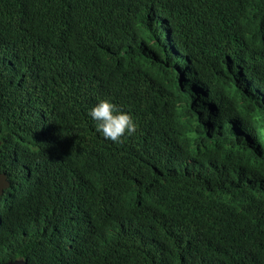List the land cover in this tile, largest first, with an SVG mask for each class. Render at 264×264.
Listing matches in <instances>:
<instances>
[{
  "label": "trees",
  "instance_id": "16d2710c",
  "mask_svg": "<svg viewBox=\"0 0 264 264\" xmlns=\"http://www.w3.org/2000/svg\"><path fill=\"white\" fill-rule=\"evenodd\" d=\"M0 150V264H264V0H0Z\"/></svg>",
  "mask_w": 264,
  "mask_h": 264
},
{
  "label": "clouds",
  "instance_id": "9594fccd",
  "mask_svg": "<svg viewBox=\"0 0 264 264\" xmlns=\"http://www.w3.org/2000/svg\"><path fill=\"white\" fill-rule=\"evenodd\" d=\"M203 112L207 113V111H203ZM87 114L89 118L94 122L96 131L100 133L106 140H110L112 142H119L120 139L125 135H132L136 131L137 125L131 114L119 108L109 98L99 99L91 108L87 110ZM0 154H1V150H0ZM6 175L8 176V174ZM8 181L10 183V186L7 189L11 188L12 186L9 176H8ZM17 260H20L25 264H29V260L26 258L10 260L5 263L14 262Z\"/></svg>",
  "mask_w": 264,
  "mask_h": 264
},
{
  "label": "water",
  "instance_id": "95a60500",
  "mask_svg": "<svg viewBox=\"0 0 264 264\" xmlns=\"http://www.w3.org/2000/svg\"><path fill=\"white\" fill-rule=\"evenodd\" d=\"M10 186L8 181V176L6 174L1 173L0 171V196L4 195L5 190ZM5 264H25L24 262L17 260L14 262H9Z\"/></svg>",
  "mask_w": 264,
  "mask_h": 264
}]
</instances>
